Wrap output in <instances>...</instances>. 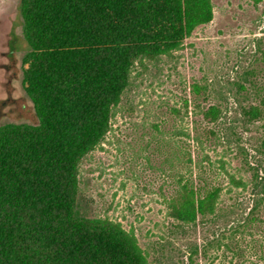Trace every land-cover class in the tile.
Instances as JSON below:
<instances>
[{"label":"trees","instance_id":"obj_1","mask_svg":"<svg viewBox=\"0 0 264 264\" xmlns=\"http://www.w3.org/2000/svg\"><path fill=\"white\" fill-rule=\"evenodd\" d=\"M18 11L29 48L23 82L36 123L0 128V264H147L133 230L82 213L80 164L110 131L133 71L139 68L138 75L147 64L181 50L195 28L211 21L210 0H20ZM252 56L222 100L241 103L239 121H262L264 129L262 88L252 80L264 51L256 46ZM249 88L255 93L246 96ZM192 90L193 110L202 119L180 134L216 147L220 132L205 123L227 124L239 137L233 119L222 122L230 114L227 108L201 110L208 87L193 84ZM200 93L202 98H195ZM251 96L260 103H249ZM253 152L243 145L237 151L251 172L249 185L225 171L224 158L217 162L227 184L248 193L236 201L240 213L225 225L218 226L217 214L223 188L177 175V188L166 201L169 217L178 221L170 236L197 227L205 233L202 242L179 249L180 263L201 264L196 259L210 255L212 260L221 251L234 257L231 264H240L236 258L245 235L258 228L257 236H264V138ZM253 241L248 246L258 244L264 254V241Z\"/></svg>","mask_w":264,"mask_h":264},{"label":"rangeland","instance_id":"obj_2","mask_svg":"<svg viewBox=\"0 0 264 264\" xmlns=\"http://www.w3.org/2000/svg\"><path fill=\"white\" fill-rule=\"evenodd\" d=\"M19 4L20 0H0V128L36 123L23 82L29 48L23 38ZM210 4L211 21L195 28L181 50L172 57L163 56L147 64L146 70L138 75L139 68L133 71L130 86L111 120L110 131L100 147L80 164L81 198L87 203L80 204L82 213L90 218H108L127 231L133 230L147 264H182L179 249L184 244L202 242L205 235L197 227L187 228L183 235L170 236L171 225L178 221L169 217L166 201L177 188V175L199 184L220 185L223 191L217 207L218 226L228 224L241 211L236 201L248 193L227 184L217 162L224 158L225 171L249 185L251 172L237 151L243 145L249 154H255L253 150L264 138L262 121L244 125L239 121L241 103L234 104L231 98L227 104L222 100L231 87L230 80L238 79L251 62L256 46L264 51V0H210ZM253 68L252 80L262 88L258 97L264 99V60L256 61ZM193 84L201 89L204 85L208 87L206 99L199 103L201 110L210 105H218L223 112L227 108L230 114L222 122L228 117L233 119L234 132L239 137L234 136L227 124L205 123L220 132L221 140L216 147L207 140L199 146L180 134H188L192 125L202 119L193 110ZM249 92L255 93L249 88L246 96ZM195 98L201 99V93ZM259 98L251 96L249 103L259 104ZM174 110L184 118H179ZM249 160L252 162V158ZM258 231L254 229L242 240L241 256L236 258L243 260L240 264H264L259 245L255 244V249L248 246L251 238L255 240L253 243L264 241V236H257ZM216 254L218 257L212 260L210 255L196 260L201 264L235 262L231 254L224 255L221 251Z\"/></svg>","mask_w":264,"mask_h":264}]
</instances>
